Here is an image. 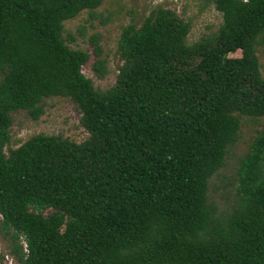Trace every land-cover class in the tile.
<instances>
[{"label": "trees", "instance_id": "1", "mask_svg": "<svg viewBox=\"0 0 264 264\" xmlns=\"http://www.w3.org/2000/svg\"><path fill=\"white\" fill-rule=\"evenodd\" d=\"M211 1L222 24L194 43L191 22L164 7L124 26L122 66L103 90L65 36L103 0H0V225L20 264H264V128L232 203L210 194L242 118H264V0ZM90 42L103 78L101 36ZM57 97L89 137L11 148L12 113L37 120Z\"/></svg>", "mask_w": 264, "mask_h": 264}, {"label": "rangeland", "instance_id": "2", "mask_svg": "<svg viewBox=\"0 0 264 264\" xmlns=\"http://www.w3.org/2000/svg\"><path fill=\"white\" fill-rule=\"evenodd\" d=\"M164 7L173 11L184 20L191 22L189 43L215 32L222 24V14L211 0H103L96 11L82 12L74 19L65 22V36H70L68 44L73 49L87 51L91 59L83 67V73L91 79L95 87L108 89L116 83L122 61L118 53L119 39L124 26L139 25L151 12ZM101 36L103 57L107 60L108 73L99 78L93 70L95 56L91 38ZM241 57V51L233 54ZM258 57L264 76V53L259 48ZM44 114L34 120L26 111L12 113L11 148L21 144L37 134L59 135L78 143L84 142L89 133L81 126V113L76 106L65 98H50L44 101ZM264 128V118L253 120L242 118V127L237 143L230 149L226 165L211 180L210 194L220 208L226 209L232 203L237 186V170L242 157L248 152L257 133ZM5 231L0 225V264H20L11 254V237L5 238Z\"/></svg>", "mask_w": 264, "mask_h": 264}]
</instances>
